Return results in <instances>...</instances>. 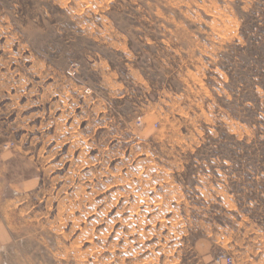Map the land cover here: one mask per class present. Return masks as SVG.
<instances>
[{"label":"rangeland","instance_id":"374dc122","mask_svg":"<svg viewBox=\"0 0 264 264\" xmlns=\"http://www.w3.org/2000/svg\"><path fill=\"white\" fill-rule=\"evenodd\" d=\"M0 222V264H264V0H0Z\"/></svg>","mask_w":264,"mask_h":264},{"label":"crops","instance_id":"0c3cea01","mask_svg":"<svg viewBox=\"0 0 264 264\" xmlns=\"http://www.w3.org/2000/svg\"><path fill=\"white\" fill-rule=\"evenodd\" d=\"M9 226L5 223L0 222V234L7 233Z\"/></svg>","mask_w":264,"mask_h":264},{"label":"built area","instance_id":"2783aa9c","mask_svg":"<svg viewBox=\"0 0 264 264\" xmlns=\"http://www.w3.org/2000/svg\"><path fill=\"white\" fill-rule=\"evenodd\" d=\"M227 261H228L229 263H231V258H228Z\"/></svg>","mask_w":264,"mask_h":264}]
</instances>
